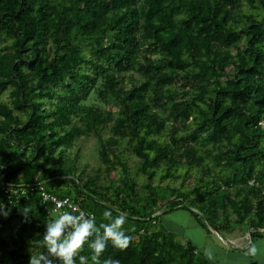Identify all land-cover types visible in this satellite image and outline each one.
<instances>
[{
    "label": "trees",
    "instance_id": "trees-1",
    "mask_svg": "<svg viewBox=\"0 0 264 264\" xmlns=\"http://www.w3.org/2000/svg\"><path fill=\"white\" fill-rule=\"evenodd\" d=\"M1 175L0 264L44 251L43 194L97 226L127 213L101 262L214 264L176 209L244 253L264 237V0H0Z\"/></svg>",
    "mask_w": 264,
    "mask_h": 264
},
{
    "label": "clouds",
    "instance_id": "clouds-1",
    "mask_svg": "<svg viewBox=\"0 0 264 264\" xmlns=\"http://www.w3.org/2000/svg\"><path fill=\"white\" fill-rule=\"evenodd\" d=\"M75 211L77 210L61 211L57 218L44 224L45 230L39 241L44 251L30 256L28 264H76L77 257L79 264H89V258L80 255L85 244L91 250V264H119L118 260L111 257L101 262L100 257L109 243L119 250H125L130 245L132 236L124 227L128 220L127 213L120 212L113 216L111 210H105L102 214L103 222L97 226L94 215L84 212L74 214ZM28 213L27 208L22 211L25 218ZM0 214L5 218L9 214V210L2 203ZM244 254L251 258L264 256V242H250Z\"/></svg>",
    "mask_w": 264,
    "mask_h": 264
},
{
    "label": "rangeland",
    "instance_id": "rangeland-1",
    "mask_svg": "<svg viewBox=\"0 0 264 264\" xmlns=\"http://www.w3.org/2000/svg\"><path fill=\"white\" fill-rule=\"evenodd\" d=\"M95 151L94 139L84 140V160H94L96 157ZM162 220L170 230L174 232L177 229L181 230L185 237L190 238L202 253L215 261L214 264H239L240 261L238 262L236 259L246 258L243 252L239 253L236 249H228L221 242H215L211 237L205 236L204 231L199 228L192 216L180 209L173 210L171 213L164 215ZM263 257L253 258L254 264H264Z\"/></svg>",
    "mask_w": 264,
    "mask_h": 264
},
{
    "label": "built area",
    "instance_id": "built-area-1",
    "mask_svg": "<svg viewBox=\"0 0 264 264\" xmlns=\"http://www.w3.org/2000/svg\"><path fill=\"white\" fill-rule=\"evenodd\" d=\"M2 177V175L0 176ZM42 200L45 203L44 206L47 207L49 211L61 212L65 210L73 211L77 209L76 204H74L69 198L65 197L63 199H57L54 195L43 194ZM58 205H63V207L58 208ZM71 205V207H69Z\"/></svg>",
    "mask_w": 264,
    "mask_h": 264
},
{
    "label": "water",
    "instance_id": "water-1",
    "mask_svg": "<svg viewBox=\"0 0 264 264\" xmlns=\"http://www.w3.org/2000/svg\"><path fill=\"white\" fill-rule=\"evenodd\" d=\"M103 203V202H102ZM193 209V208H192ZM193 211H195V212H197V213H199L200 214V216L203 218V220L206 222V224L208 225V227L210 228V230L218 237V239L220 240V241H222L223 243H226V244H229V242H233V243H237L236 241H233V240H230L229 238H227V237H225L224 235H222L203 215H202V213L201 212H199L198 210H196V209H193ZM160 212V210H158V211H156L155 213H153V215L154 214H157V213H159ZM252 230V227L250 226L249 228H248V231H247V233H246V236H249V234H250V231ZM260 230H262L263 232H264V229H260Z\"/></svg>",
    "mask_w": 264,
    "mask_h": 264
},
{
    "label": "crops",
    "instance_id": "crops-1",
    "mask_svg": "<svg viewBox=\"0 0 264 264\" xmlns=\"http://www.w3.org/2000/svg\"><path fill=\"white\" fill-rule=\"evenodd\" d=\"M257 242H264V237L263 238H260ZM241 247L244 248V247H246V245H241ZM253 260H254L253 258L247 257V256H246L245 259H236V261H238V262L240 261L239 264H254V261ZM263 261H264V257H263Z\"/></svg>",
    "mask_w": 264,
    "mask_h": 264
}]
</instances>
